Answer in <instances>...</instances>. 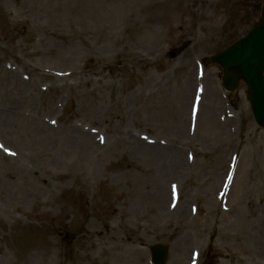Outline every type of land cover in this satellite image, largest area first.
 <instances>
[{"label": "rangeland", "instance_id": "1", "mask_svg": "<svg viewBox=\"0 0 264 264\" xmlns=\"http://www.w3.org/2000/svg\"><path fill=\"white\" fill-rule=\"evenodd\" d=\"M110 1L0 0V264H151L155 245L164 264H264L241 236L264 214V130L244 86L228 97L220 68L199 65L244 37L264 0H210L201 28L177 12L146 51L132 5L103 38ZM137 142L174 148L188 170L160 177Z\"/></svg>", "mask_w": 264, "mask_h": 264}, {"label": "bare ground", "instance_id": "2", "mask_svg": "<svg viewBox=\"0 0 264 264\" xmlns=\"http://www.w3.org/2000/svg\"><path fill=\"white\" fill-rule=\"evenodd\" d=\"M210 0H160L159 2H153L152 5H145V3L141 0H111L109 2V5L106 8V10L100 15L101 18V25L104 27L103 29L107 32L106 35L103 36L105 40L114 38L113 32L116 29L115 24V17H114V10H117L119 7H121V15H125V10H128L131 5V15L134 19V22H132V26L136 27L137 25L139 28L147 33L149 36V41L146 43H139L138 45L146 51V48L153 47L156 42H158L159 39V33H162L163 31H166L167 25L172 23L176 18L177 12H183L187 13L189 15V21L194 23L195 20H199L202 18V22L198 24V26L201 28L204 26L203 19L206 18V13L210 8ZM122 4V5H121ZM127 15V14H126ZM128 17V16H127ZM129 19V18H128ZM162 39V38H161ZM160 43V42H159ZM109 45H104L101 48L102 53H106L109 51ZM6 74V75H10ZM183 112V109L180 110V113ZM208 112L210 114V110L208 109ZM189 113V109H188ZM12 116V115H11ZM183 117L181 116V122L183 123ZM189 122V118H188ZM180 128V126L178 127ZM91 140V139H89ZM91 148L95 146L93 142L87 143ZM87 144L84 145L82 148L88 149ZM77 146L79 145L77 142L70 143V146ZM137 148L142 150H146L148 154L149 159L153 162H158L163 165L161 167L159 164L157 165L159 169L165 171L159 172V176H170V177H176L177 175H182L186 170H188L189 166L185 164L182 160V156L174 151V148L170 149H163L158 146H148L137 142L136 144ZM143 151V150H142ZM154 179V176H153ZM157 197V204H162L164 200V195L158 190ZM251 207H253L252 204H250ZM0 212L3 215V217L6 219L7 222H11V219L6 211L0 208ZM163 211L161 210L160 216L162 217ZM252 216V212H249L246 218H252L255 222L250 223L246 228L242 230L241 236L243 239L249 243V246L251 250L254 252V254L264 255V245L261 244V241L259 239V227L261 226L260 223L264 224V214H258V216ZM251 219V220H252ZM257 221V222H256ZM179 225V224H178ZM177 225V229H174L171 233V236L178 238L180 240L179 243H177V248L175 251L178 253L181 251L183 247L182 244H187L188 236L187 234H184L183 225L180 224ZM186 225V224H185ZM106 238L109 240L112 238V236H106ZM137 241V237H133L132 242L128 245L130 248V251L134 247V243ZM243 243V242H242ZM47 246L51 245V241L47 240L45 243ZM132 247V248H131ZM41 249L37 247L36 249H32L31 252H29L27 255L26 260L30 261L34 258H38L42 254ZM187 264H190L189 262Z\"/></svg>", "mask_w": 264, "mask_h": 264}, {"label": "water", "instance_id": "3", "mask_svg": "<svg viewBox=\"0 0 264 264\" xmlns=\"http://www.w3.org/2000/svg\"><path fill=\"white\" fill-rule=\"evenodd\" d=\"M212 62L223 68V85L229 91L236 88L238 80L245 82L256 120L264 126V7L260 25L247 38L213 58ZM164 251L161 248L152 249L157 264L162 263Z\"/></svg>", "mask_w": 264, "mask_h": 264}]
</instances>
